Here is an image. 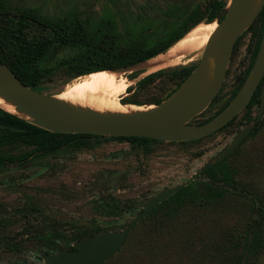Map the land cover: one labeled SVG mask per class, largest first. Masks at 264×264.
<instances>
[{
    "label": "rangeland",
    "instance_id": "obj_1",
    "mask_svg": "<svg viewBox=\"0 0 264 264\" xmlns=\"http://www.w3.org/2000/svg\"><path fill=\"white\" fill-rule=\"evenodd\" d=\"M170 1L154 2L156 5H165ZM203 1L184 0V4L192 6ZM148 2L6 0L10 7L35 9L44 16L63 17L69 12H76L80 15L90 14L95 18L105 9L116 10L118 5L137 10ZM252 36V32H247L239 42L233 56L231 55L227 74L218 95L191 124L197 125L210 118L230 98L239 77L249 65ZM70 53L71 50H64L59 57ZM200 57L201 52L186 56L182 64L163 69L167 71L165 76L157 78L145 88L138 85L146 77L145 75L138 78L143 70L125 74L128 79L138 80L133 88L131 87V92L124 97H134L144 108L150 105L146 102L150 99L166 100L176 91L173 92L179 83V79L171 80L172 71L197 66ZM79 78L67 80L58 72L51 81L44 83L38 92L58 96ZM258 114L259 109L254 108L253 116ZM241 116L242 114L233 125L223 131L187 144L154 142L136 152L131 150L129 143L110 139L81 151L65 147L55 156L36 160L26 167H8L0 171V241L4 242L27 228L20 221L23 217L15 215L18 209L23 208L40 211V214L28 218L34 230L65 222L77 225L79 222L91 221L99 229L121 231L132 217L126 215L118 218L95 214L93 205L100 195L143 203L151 198L150 196L188 181L231 144L243 128L238 124ZM29 150L30 148L17 143L7 147L5 154L17 155ZM125 153H128L126 158ZM243 153V163H249L252 167L247 175L248 185L252 187L255 195L260 196L264 193V131L256 138L246 141ZM114 155L119 157L116 161L112 159ZM206 181L207 177L202 175L193 182L202 186ZM247 207L246 203L225 198L208 210L199 207L185 208L178 215V219L162 232H155L150 229V225L137 224L127 241H136L135 248L140 255L133 259L127 254L124 260L128 259L126 264H243L235 262L237 256L242 254L243 247L237 243L232 245L228 233L233 226H240ZM6 222L10 223L6 225ZM69 230L62 232L67 235ZM16 247L20 248V251L6 250L0 246V264H44L41 250L32 236L22 237ZM117 255L119 254L111 258L112 264ZM258 264H264V255L260 257Z\"/></svg>",
    "mask_w": 264,
    "mask_h": 264
},
{
    "label": "trees",
    "instance_id": "obj_2",
    "mask_svg": "<svg viewBox=\"0 0 264 264\" xmlns=\"http://www.w3.org/2000/svg\"><path fill=\"white\" fill-rule=\"evenodd\" d=\"M148 1L137 10L118 5L116 12L107 9L95 18L90 14L80 15L76 12H69L63 17L44 16L38 10L10 7L6 0H0V63L7 66L23 84L39 91L58 72L67 80H72L98 71L117 70L163 54L198 24L215 20L228 3L227 0H204L187 6L184 0H171L165 5H156V0ZM263 24L264 10L239 38L232 51L233 56L244 35L252 32L251 59L245 73L239 77L238 84L226 103L213 116L199 124L218 115L242 86L255 60ZM64 50H71L72 53L59 57ZM195 67H182L172 71L171 80L179 79L173 92ZM166 73V70L152 73L138 85L145 88ZM262 86L263 80L238 123L243 127L253 123L251 132L240 146L204 173L207 181L202 186L192 182L161 203L138 226L150 225V229L158 233L170 227L187 207L208 210L225 198L246 203L248 207L244 219L240 226L235 225L230 229L228 236L232 245L237 243L243 247L242 254L237 256L235 262L258 264L260 257L264 255V193L260 196L253 193L247 181L252 167L249 163H243L241 158L244 156L246 141L256 138L264 131V115L259 121L257 116H253L254 108L260 107ZM127 92L130 93L131 88ZM161 101L150 99L146 102L159 104ZM123 102L142 105L134 97L123 99ZM237 118L238 116L209 136L233 125ZM92 137L95 136L51 133L0 109V169L13 165L26 167L34 160L58 153L65 147L76 150L89 148L93 143ZM112 139L136 141L138 148L146 147L148 143L160 142L141 137ZM17 143L30 150L19 155L5 154L7 147ZM7 245L11 246V243L8 242ZM135 245L134 240L126 241L114 263L126 264L128 259L124 260V257L127 254H130V258H138L140 254ZM110 260L104 264H112Z\"/></svg>",
    "mask_w": 264,
    "mask_h": 264
},
{
    "label": "water",
    "instance_id": "obj_3",
    "mask_svg": "<svg viewBox=\"0 0 264 264\" xmlns=\"http://www.w3.org/2000/svg\"><path fill=\"white\" fill-rule=\"evenodd\" d=\"M263 10L264 0H229L224 11L210 22H216L217 27L209 36L201 51L199 63L192 73L170 97L159 104L148 105L143 111L131 114H103L72 106L60 101L57 96L46 95L26 86L2 63H0V97L15 106V113L1 107L0 109L55 134L93 135L101 138L141 137L166 143L191 142L215 133L239 116L249 105L263 80L257 116L259 121L264 115V24L253 65L234 98L208 122L191 124L218 94L226 77L236 42ZM147 61L111 72L119 75L132 74L137 70L144 72ZM149 106L154 108L148 109ZM252 128L253 123L243 127L227 148L188 181L168 188L144 202L141 205L143 212L132 218L122 231L103 232L84 239L75 243L76 251H59L54 256H44L43 263H106L123 248L129 232L158 204L187 187L208 169L230 156L249 135Z\"/></svg>",
    "mask_w": 264,
    "mask_h": 264
},
{
    "label": "bare ground",
    "instance_id": "obj_4",
    "mask_svg": "<svg viewBox=\"0 0 264 264\" xmlns=\"http://www.w3.org/2000/svg\"><path fill=\"white\" fill-rule=\"evenodd\" d=\"M216 27V22L200 23L167 52L147 61L142 76L180 65L186 56H194L200 53ZM136 82L137 79L131 81L126 75H119L111 71L95 72L79 78L57 98L72 106L90 109L98 113L131 114L145 110L144 107L123 102V98L125 100L129 92L127 90L133 88ZM0 107L15 113V106L1 97ZM153 108L154 106L148 107V109Z\"/></svg>",
    "mask_w": 264,
    "mask_h": 264
},
{
    "label": "flooded vegetation",
    "instance_id": "obj_5",
    "mask_svg": "<svg viewBox=\"0 0 264 264\" xmlns=\"http://www.w3.org/2000/svg\"><path fill=\"white\" fill-rule=\"evenodd\" d=\"M109 9L112 10L113 12H116V10H117V9L113 10L111 8H109ZM105 10H107V9H105ZM105 10H103V12L100 15H102L105 12ZM82 15H85V14H82ZM91 136H93V135H91ZM95 137L100 139V140H95L96 139ZM95 137L91 138L93 140V143L89 148H81L78 150L73 149V151H81L84 149H90L96 144H100L101 142H104L106 140H110L113 138V137L112 138H101L98 136H95ZM124 138H130V137H124ZM112 140L125 141L126 143H129L131 150L136 151V152H137V150L141 149V148H138L137 142L133 141V140H129V139H112ZM58 153H55V154H52L49 156H55ZM17 155H19V154H17ZM127 155H128V153H125L124 158H126ZM49 156H46V157H49ZM43 158H45V157H43ZM118 158H119L118 156L114 155L112 159H113V161H116ZM39 159H42V158H39ZM39 159H36V160H39ZM36 160H34L33 163ZM8 167H17L18 168L17 165L8 166ZM8 167L2 168V169H0V171H3L4 169H6ZM162 192L156 194L155 196L161 194ZM150 197H154V196H150ZM147 198H149V196ZM146 201H144V202H146ZM163 202H161V203H163ZM143 203L137 202L135 200L121 201L118 199L111 198L109 195H100L99 198L96 200L95 204L93 205V209H94L95 214H97L99 216H109V217L122 218V217L128 215V216H131L132 218H134L135 216H137L138 214L143 212V208L141 207V205ZM160 204H158L146 217H148ZM38 214H40V211H38L36 209H32V208L18 209V211H16L15 215H21V217H23L22 220H20V221H22L23 225L25 224L27 226V228L22 229L20 232L16 233L14 235V237H12L10 239H6L4 242L0 241V246H3L6 250L18 252V251H20V248H17L16 245L19 242V240L24 236L30 235L33 237L36 245L40 248L41 256H42V258L41 257L40 258L43 259L44 256H54L59 251H65V252L76 251V248L74 246L75 243L83 241L84 239H87V238L94 237L97 234H100L103 232H120V231L99 229L98 227L94 226L91 221L86 222V223L79 222L77 225H72L69 222H65L64 224H53V225L48 226L47 228L46 227H40V228L34 230L33 228H31L32 225H30V223L28 222V218L31 216H36ZM67 221H70V220H67ZM9 223L10 222H6L5 224L8 225ZM67 229H70V230H69L68 234L66 235L62 232V230L65 231ZM130 232H129V234H130ZM129 234H128V236H129ZM126 241H127V239H126ZM126 241H125V243H126ZM8 242L11 243V246L7 245Z\"/></svg>",
    "mask_w": 264,
    "mask_h": 264
}]
</instances>
